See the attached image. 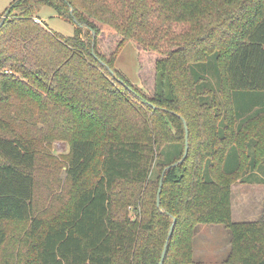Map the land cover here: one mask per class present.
Instances as JSON below:
<instances>
[{
  "label": "trees",
  "instance_id": "16d2710c",
  "mask_svg": "<svg viewBox=\"0 0 264 264\" xmlns=\"http://www.w3.org/2000/svg\"><path fill=\"white\" fill-rule=\"evenodd\" d=\"M42 5L74 34L36 21ZM7 10L4 264H159L167 242L163 264H191L203 224L228 228L227 264H264V220L232 218V185L264 165V108L239 121L234 98L264 91V0H14ZM105 28L120 37L109 55ZM130 40L147 88L116 68ZM185 123L188 154L167 168L184 155ZM55 141L69 143L63 161L50 151ZM9 222L25 226L17 247L6 245Z\"/></svg>",
  "mask_w": 264,
  "mask_h": 264
},
{
  "label": "rangeland",
  "instance_id": "374dc122",
  "mask_svg": "<svg viewBox=\"0 0 264 264\" xmlns=\"http://www.w3.org/2000/svg\"><path fill=\"white\" fill-rule=\"evenodd\" d=\"M13 1L14 0H0V14L4 13L12 5ZM37 13L38 14H36L34 17L36 21L44 24V26L49 30L61 33L66 36L74 34L75 24L60 17L52 7L42 5L40 6L39 12ZM119 38L120 37L110 31L109 28H105L100 37V50L103 51L106 55H109L117 46ZM139 51L140 48L136 42L132 40L128 41L117 57L116 68L120 70L131 82L143 87L144 85L142 84V79L139 75ZM144 73L146 78L150 80L151 87L153 82V73L152 67H150L149 64L145 66ZM212 83L217 87L218 78H213ZM234 98L235 106L238 111L237 114L239 121L242 118H245L252 113L264 108V91H236L234 92ZM244 107H248V110L244 112L240 111V109ZM69 150L70 146L66 141H55L52 144V148L50 149L52 154L55 155L60 161H63L64 158H66L65 156H67ZM62 164L63 163L59 165L60 168L63 166ZM57 172H59V176L64 179L65 172L63 168ZM57 172L54 174V176H57ZM7 227L9 232V238L6 244L7 248H11L12 246L17 247L19 240L23 238L25 226L23 224L19 225L16 222H9L7 224ZM212 229L215 231L210 232V236L212 239H208V241H206V245L209 248L207 252H202L199 250L200 243L198 239H195L194 262L191 264H227L224 261V257L226 255L225 251L227 247L225 234L226 232L229 233V230L223 224L214 225ZM3 262L4 258L2 257L0 259V264H4Z\"/></svg>",
  "mask_w": 264,
  "mask_h": 264
},
{
  "label": "crops",
  "instance_id": "0c3cea01",
  "mask_svg": "<svg viewBox=\"0 0 264 264\" xmlns=\"http://www.w3.org/2000/svg\"><path fill=\"white\" fill-rule=\"evenodd\" d=\"M232 218L237 222L264 220V165L232 185ZM214 225L217 224L199 226L195 238L198 239L199 250L202 252L209 249L206 241L212 239L210 232L215 231L212 229ZM225 236L227 247L224 261L231 251L230 233L226 232Z\"/></svg>",
  "mask_w": 264,
  "mask_h": 264
},
{
  "label": "water",
  "instance_id": "95a60500",
  "mask_svg": "<svg viewBox=\"0 0 264 264\" xmlns=\"http://www.w3.org/2000/svg\"><path fill=\"white\" fill-rule=\"evenodd\" d=\"M9 10L6 11V13H8ZM6 15L3 16V19L2 21L0 22V26L1 24L3 23L4 19H5ZM79 25V24H78ZM95 35V34H94ZM185 127H186V147H185V152H184V155L183 157L181 158V160L179 162H175L171 165H169L167 168L169 167H172V166H176L178 165V163H181L184 161V159L186 158L187 154H188V149H189V146H188V127L185 123ZM166 168V169H167ZM164 175V174H163ZM163 175H162V178L160 180V186H159V189H158V193H157V204L159 205L160 204V197H161V192H162V186H163ZM173 227H174V224L171 226V229H170V232H169V237L172 235V232H173ZM167 247H168V242L165 244V247H164V250H163V253H162V257H161V260H160V263L159 264H163L164 262V259H165V255H166V251H167Z\"/></svg>",
  "mask_w": 264,
  "mask_h": 264
}]
</instances>
